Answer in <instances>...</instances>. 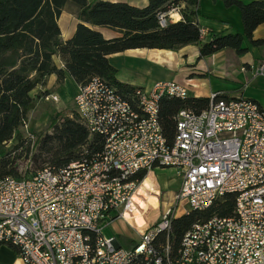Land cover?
Listing matches in <instances>:
<instances>
[{
  "label": "built area",
  "instance_id": "built-area-1",
  "mask_svg": "<svg viewBox=\"0 0 264 264\" xmlns=\"http://www.w3.org/2000/svg\"><path fill=\"white\" fill-rule=\"evenodd\" d=\"M160 19L163 26L169 21L166 14ZM254 75H264V61ZM188 96L171 80L127 96L98 76L80 85L76 110L90 134L103 138L101 149L58 169L1 178L0 243L16 248L25 264H264V106L213 93L207 108L176 114L170 140L161 99ZM161 167L177 169V200L190 210L234 193V213L196 222L174 247L169 209L140 229L131 249L120 246L104 228L143 209L134 176Z\"/></svg>",
  "mask_w": 264,
  "mask_h": 264
},
{
  "label": "trees",
  "instance_id": "trees-1",
  "mask_svg": "<svg viewBox=\"0 0 264 264\" xmlns=\"http://www.w3.org/2000/svg\"><path fill=\"white\" fill-rule=\"evenodd\" d=\"M200 1L148 0L146 6L140 7L108 0H0V179L20 176L13 166V153L20 148L29 152L31 145L37 144L35 161L58 169L82 157H91L102 147L103 138L91 135L77 112L54 115L45 132L23 133L33 109V92L39 89L40 98L50 95L46 87L51 75H56V85H61L69 74L79 86L98 76L127 96L143 88L117 79V69L110 62L112 54L137 48L178 50L194 43L199 47V57H205L223 49L243 54L247 51L243 46L245 38L253 45L264 43V39H253L255 29L264 23V0H222L227 7L237 6L241 10L244 31H211L209 36L198 22ZM67 7H74L79 23L74 34L64 40L59 17ZM172 9L178 10L182 18L163 26L160 16H168ZM88 24L118 29L122 35L107 39ZM209 103L208 97L162 98L159 115L164 133L172 140L176 114L185 108L200 111ZM13 141L16 145L8 147ZM146 175V171L139 172L134 179L142 181ZM235 204L236 195L226 193L204 210L193 209L173 216L169 230L172 246L178 247L196 222L215 215H232ZM161 236L164 240L166 233Z\"/></svg>",
  "mask_w": 264,
  "mask_h": 264
},
{
  "label": "rangeland",
  "instance_id": "rangeland-1",
  "mask_svg": "<svg viewBox=\"0 0 264 264\" xmlns=\"http://www.w3.org/2000/svg\"><path fill=\"white\" fill-rule=\"evenodd\" d=\"M160 52L162 53H159L160 55L156 56L154 61L159 64V73L162 76L156 75V79L163 81L172 80L183 84L190 90V96L196 94L199 95L198 97L210 98L213 92H220L223 95L243 94V96L256 100L264 106V75L248 78L240 69L244 62L247 61L246 59H253L254 55L252 53H236L235 56L231 55L232 61L225 59L224 54L226 53L224 52L219 53L218 59L216 58L218 56L216 53L218 52L199 57V47L194 43L186 45L184 50L162 49ZM122 58L126 61L129 57L124 55ZM114 61L117 62L118 60L115 59ZM223 67L228 69V74H220L218 72ZM210 70L213 73L209 74ZM149 77L152 78L151 76ZM38 91L39 89H36L33 92L35 100L32 104L31 117L27 126L22 128L25 134L45 132L51 117L56 114L74 115L77 112L74 97L78 91V83L71 75L67 74L61 85L55 84L49 88L50 95H56L58 97L57 100L53 99V97L49 99L40 98L37 95ZM36 136L34 135L35 139ZM15 145L16 141H13L8 144V147L12 148ZM36 153H38L37 144L31 145L29 152L24 148L14 151L13 166L19 175L49 166V163L42 164L35 161L33 155ZM148 177L135 194V200L143 209L138 207L134 210V213H128L127 218L129 220H136L138 224H142L145 219L153 220V222L149 221L148 225H150L162 220L169 209L177 216L190 211L186 204L177 200L180 178L173 168L161 167L154 173H150ZM152 183L159 187L161 192ZM139 231L140 229L128 225L123 219H119L108 224L104 228L103 233L107 237L115 235L123 247L131 249L140 238Z\"/></svg>",
  "mask_w": 264,
  "mask_h": 264
},
{
  "label": "crops",
  "instance_id": "crops-1",
  "mask_svg": "<svg viewBox=\"0 0 264 264\" xmlns=\"http://www.w3.org/2000/svg\"><path fill=\"white\" fill-rule=\"evenodd\" d=\"M89 1L92 2L95 0H89ZM108 1L127 2L132 5H136L140 7L146 6L148 4V0H108ZM251 1L253 0H246V2H251ZM200 10H201V15L198 18V22L203 27V29L206 30L207 36L210 35L211 31L215 33H222V34L237 33V32L243 33L244 26H243V21H242V14H241V10L237 6L227 7L222 0H201ZM181 18H182V15L180 14L179 11H176V10L171 11L168 14V20L170 22L179 21ZM78 23H79V19L77 17L76 11L74 10V7L73 8L67 7L65 10L62 11L59 17V25L61 28V36L64 40L69 39L74 34ZM88 25L102 32L103 35L107 39L119 37L122 35V33L118 29H114V28L107 27V26H98V25H90V24ZM253 39L254 40L264 39V23L260 24L255 29L254 34H253ZM243 46L247 48V51H246L247 53L246 52L245 53L246 54L252 53L254 57L251 60L246 59L247 61L244 62V65H242L240 69H241V72H243L244 75H246L248 78L249 77L253 78L254 76H256L254 75L255 67L264 61V43L261 45H253L248 38H245L243 42ZM185 47L186 46L178 50H184ZM160 50L159 49L158 50L149 49V48H137V49H129V50H126L120 53L112 54L110 56V62L117 69V74H116L117 79L123 83L130 84L132 86L142 87L143 89H150L154 85V83H156L157 81H161L159 79H156V75L158 76L159 75L162 76V75L161 73H159L160 72L159 64L156 63V61H154V58L160 55L159 53H162L160 52ZM220 52L226 53L224 55H225V59L228 61L229 60L232 61L231 55L235 56L236 54V51L232 49H223V51H218V53H216V55H218L216 56L217 59L219 58ZM124 55H126V57H129L128 60L124 61V59L122 58ZM115 59H117L118 61L117 62L114 61ZM228 61H227V64H228ZM57 62L61 66H63V63L61 62L60 58H57ZM227 70L228 69H225L223 67L218 72L220 74L221 73L228 74ZM208 73L211 74L213 72L212 70H210ZM149 76H151L152 78H150ZM56 79H57L56 75L54 74L51 75L49 77L48 85L46 88L49 89L51 88V85H55ZM213 93H217V92H213ZM221 95L223 97L238 96V95H229V94H226V95L221 94ZM189 96H190V90H189ZM194 96L198 97L199 95L195 94ZM166 168H169V167H166ZM172 168L173 167H170V169ZM157 169L159 168H156L153 171L148 172L146 177L141 181V184H143L146 178H149L148 176L150 173L152 172L154 173ZM173 170L175 171L177 176H179L177 169L173 168ZM179 178H180V185H181V177L179 176ZM152 184L161 192L159 187L154 185V183ZM175 216L177 217V215ZM119 219H123V218H118L116 220H119ZM123 220L126 221L128 225L134 228H137V229L139 227V229L141 230L157 222L156 221L148 225L149 221L153 222V220L145 219L142 224H138L136 220H129L128 218L123 219ZM114 237L116 236L114 235ZM116 239L118 241L117 237ZM118 244L122 246L119 241H118ZM0 264H25V263L19 257L18 250L16 248L9 246V245L8 246L1 245L0 246Z\"/></svg>",
  "mask_w": 264,
  "mask_h": 264
}]
</instances>
